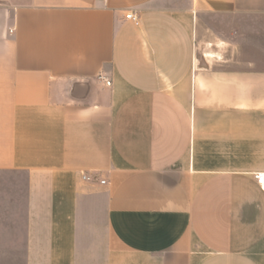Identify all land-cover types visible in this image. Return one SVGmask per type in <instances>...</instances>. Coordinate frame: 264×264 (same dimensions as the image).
<instances>
[{
	"label": "crops",
	"instance_id": "0c3cea01",
	"mask_svg": "<svg viewBox=\"0 0 264 264\" xmlns=\"http://www.w3.org/2000/svg\"><path fill=\"white\" fill-rule=\"evenodd\" d=\"M258 173L264 0H0V238L23 264H264Z\"/></svg>",
	"mask_w": 264,
	"mask_h": 264
},
{
	"label": "rangeland",
	"instance_id": "374dc122",
	"mask_svg": "<svg viewBox=\"0 0 264 264\" xmlns=\"http://www.w3.org/2000/svg\"><path fill=\"white\" fill-rule=\"evenodd\" d=\"M1 174H0V183H2V178H1ZM2 195H3V186H0V203H1V198H2ZM17 197V196H16ZM18 202V201H17ZM23 204V202H22ZM2 209L0 208V211ZM14 211H16V213L22 211H24V206L22 205L21 207H18L16 209H14L12 211V214L14 213ZM3 225L6 226V223L3 224L2 222V213L0 214V234H2V230H3ZM17 228H16V227ZM10 227H11V230H23L24 228V219H21V221H19L18 223L15 224H10ZM15 227V228H13ZM18 241V240H16ZM9 249L7 248H3V239L0 238V264H23L24 262V256L23 255H20L18 253H14L12 252L13 250L10 249L9 251L11 252H8Z\"/></svg>",
	"mask_w": 264,
	"mask_h": 264
},
{
	"label": "built area",
	"instance_id": "2783aa9c",
	"mask_svg": "<svg viewBox=\"0 0 264 264\" xmlns=\"http://www.w3.org/2000/svg\"><path fill=\"white\" fill-rule=\"evenodd\" d=\"M126 18L128 20H131L134 24L140 25V17L137 14L129 13L126 16ZM11 32H13V31H11ZM99 80L104 81L106 86H109V87L112 86V82L107 80L104 76H100ZM254 178H255V180L257 181V183L260 186L264 187V174H262V173L255 174ZM83 179L86 180V181H98L99 180L98 177H91V176H88V175H84ZM101 184H106V181L101 180Z\"/></svg>",
	"mask_w": 264,
	"mask_h": 264
},
{
	"label": "water",
	"instance_id": "95a60500",
	"mask_svg": "<svg viewBox=\"0 0 264 264\" xmlns=\"http://www.w3.org/2000/svg\"><path fill=\"white\" fill-rule=\"evenodd\" d=\"M207 53H211V52H206L205 50L202 52V54L204 55V54H207Z\"/></svg>",
	"mask_w": 264,
	"mask_h": 264
}]
</instances>
